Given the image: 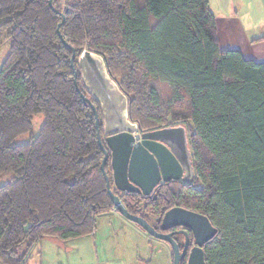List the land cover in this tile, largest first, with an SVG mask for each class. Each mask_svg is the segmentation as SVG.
Listing matches in <instances>:
<instances>
[{"label": "trees", "instance_id": "obj_1", "mask_svg": "<svg viewBox=\"0 0 264 264\" xmlns=\"http://www.w3.org/2000/svg\"><path fill=\"white\" fill-rule=\"evenodd\" d=\"M0 0V263L27 264L44 237L94 232L113 204L77 57L104 58L140 131L183 125L194 178L161 185L152 204L110 187L131 214L176 205L216 229L205 264H264V61L222 49L208 0ZM63 15V17H62ZM99 130L102 134L98 104ZM43 123L24 144L14 140ZM104 144V142H103Z\"/></svg>", "mask_w": 264, "mask_h": 264}, {"label": "water", "instance_id": "obj_2", "mask_svg": "<svg viewBox=\"0 0 264 264\" xmlns=\"http://www.w3.org/2000/svg\"><path fill=\"white\" fill-rule=\"evenodd\" d=\"M48 4L53 11L60 13L53 7L52 0H48ZM75 56L73 49L70 64L74 72V85L81 99L90 105L95 118L96 137L103 152L100 169L113 204L112 211L138 225L148 235L170 242L174 253L173 264H178L180 254L170 235L158 233L146 219L127 211L120 198L112 192L104 165L109 158L111 183L116 191L122 193L149 197L160 184L174 180L188 182L194 172L186 129L179 124L140 131L137 124L128 117L127 97L110 77L104 58L84 49L77 57V65L82 86L90 97L86 96L77 85ZM92 101L98 104L101 113L102 134L99 130L98 111ZM165 224L190 228L195 233L198 246L216 233L207 217L178 207L165 212L162 226ZM187 264H205L199 247L191 251Z\"/></svg>", "mask_w": 264, "mask_h": 264}, {"label": "rangeland", "instance_id": "obj_3", "mask_svg": "<svg viewBox=\"0 0 264 264\" xmlns=\"http://www.w3.org/2000/svg\"><path fill=\"white\" fill-rule=\"evenodd\" d=\"M56 2L60 6V11L63 10L66 0ZM8 49L7 40L2 38L0 66L8 54ZM80 86L83 87L82 81ZM43 120L42 114L34 115L31 131L18 136L14 143L24 144L31 136L37 135ZM12 177L11 173L1 175L0 186L10 182ZM118 215L97 216L92 234L66 242L44 237V240L33 248L30 259H62L65 260V264H124V261L125 264H146V261L148 264H171L169 250L164 242L145 232L139 234L136 224ZM38 252L43 257H40Z\"/></svg>", "mask_w": 264, "mask_h": 264}, {"label": "crops", "instance_id": "obj_4", "mask_svg": "<svg viewBox=\"0 0 264 264\" xmlns=\"http://www.w3.org/2000/svg\"><path fill=\"white\" fill-rule=\"evenodd\" d=\"M208 2L209 9L214 15L220 47L238 50L247 59L264 61V0H208ZM110 214L119 216L115 211ZM137 228L139 234H144L142 229ZM43 240L44 238L39 243ZM38 254L43 257L40 252ZM64 262L62 259H29L27 264H65Z\"/></svg>", "mask_w": 264, "mask_h": 264}, {"label": "flooded vegetation", "instance_id": "obj_5", "mask_svg": "<svg viewBox=\"0 0 264 264\" xmlns=\"http://www.w3.org/2000/svg\"><path fill=\"white\" fill-rule=\"evenodd\" d=\"M193 178H194V175H193L192 179L190 181H188V182H184L182 180H174V181H179L180 183L187 184V183H191ZM163 184H165V183H163ZM163 184H160L154 190V192L152 193L151 196L145 197L144 198V201H145L144 203H147V204L151 203L152 204L153 202H155L157 200V198L162 193L161 192V185H163ZM174 207H178V206L173 205L169 209L174 208ZM178 208H182V207H178ZM169 209H167L166 211H168ZM182 209H184V208H182ZM185 210H188V209H185ZM188 211H191V210H188ZM153 212L154 211L151 208H149V210H147V211H142L141 208H138L136 214H134V215H140L141 217L146 219L148 221V223L152 227H154V229L158 233L169 234L170 235L171 239L177 245L178 251H179V254H180V258H179L178 264H187L188 257L190 255L191 251L196 249V248H198V247L202 250L203 258H204V247H205L206 243L209 240L204 242L202 245L198 246L196 244L195 233L190 228H188L186 226H181V225H169V224H165V226H162V218H163L165 212L162 214V216L160 218H155ZM191 212H194V211H191ZM157 240L162 241V242H164L167 245L168 250H169V256H170V259H171V264H173L174 253H173V247H172L171 243L168 242V241L160 240V239H157ZM204 262H205V260H204Z\"/></svg>", "mask_w": 264, "mask_h": 264}]
</instances>
